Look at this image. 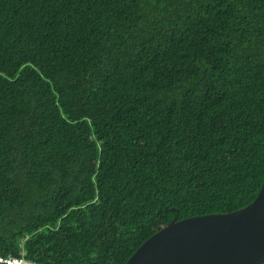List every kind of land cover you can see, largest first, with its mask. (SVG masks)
Masks as SVG:
<instances>
[{
  "label": "trees",
  "instance_id": "16d2710c",
  "mask_svg": "<svg viewBox=\"0 0 264 264\" xmlns=\"http://www.w3.org/2000/svg\"><path fill=\"white\" fill-rule=\"evenodd\" d=\"M263 172L264 0H0V258L121 264Z\"/></svg>",
  "mask_w": 264,
  "mask_h": 264
},
{
  "label": "water",
  "instance_id": "95a60500",
  "mask_svg": "<svg viewBox=\"0 0 264 264\" xmlns=\"http://www.w3.org/2000/svg\"><path fill=\"white\" fill-rule=\"evenodd\" d=\"M121 264H264V172L249 203L171 218Z\"/></svg>",
  "mask_w": 264,
  "mask_h": 264
},
{
  "label": "built area",
  "instance_id": "2783aa9c",
  "mask_svg": "<svg viewBox=\"0 0 264 264\" xmlns=\"http://www.w3.org/2000/svg\"><path fill=\"white\" fill-rule=\"evenodd\" d=\"M0 259H3L6 263H10V264H38L36 262H32L29 260H22L18 257H6Z\"/></svg>",
  "mask_w": 264,
  "mask_h": 264
},
{
  "label": "clouds",
  "instance_id": "9594fccd",
  "mask_svg": "<svg viewBox=\"0 0 264 264\" xmlns=\"http://www.w3.org/2000/svg\"><path fill=\"white\" fill-rule=\"evenodd\" d=\"M30 261V260H29ZM33 262V261H32ZM39 264V263H38Z\"/></svg>",
  "mask_w": 264,
  "mask_h": 264
}]
</instances>
